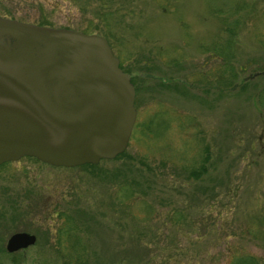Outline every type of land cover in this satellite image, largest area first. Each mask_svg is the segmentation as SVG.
<instances>
[{
    "label": "rangeland",
    "instance_id": "1",
    "mask_svg": "<svg viewBox=\"0 0 264 264\" xmlns=\"http://www.w3.org/2000/svg\"><path fill=\"white\" fill-rule=\"evenodd\" d=\"M0 15L104 36L136 108L125 150L94 167L0 164V264H264V0H0ZM17 231L36 242L9 252Z\"/></svg>",
    "mask_w": 264,
    "mask_h": 264
},
{
    "label": "water",
    "instance_id": "2",
    "mask_svg": "<svg viewBox=\"0 0 264 264\" xmlns=\"http://www.w3.org/2000/svg\"><path fill=\"white\" fill-rule=\"evenodd\" d=\"M135 88L107 39L0 15V164L56 167L112 159L128 144ZM36 235H10L14 252Z\"/></svg>",
    "mask_w": 264,
    "mask_h": 264
},
{
    "label": "trees",
    "instance_id": "3",
    "mask_svg": "<svg viewBox=\"0 0 264 264\" xmlns=\"http://www.w3.org/2000/svg\"><path fill=\"white\" fill-rule=\"evenodd\" d=\"M26 158L29 160H33V162H37V159H35L33 157L26 156ZM7 163H9V162H7ZM4 164H6V163H4ZM89 166L94 167V166H96V164L89 163V164H84V165H81L78 167H89ZM206 170H207V167H206V157H205L197 167H194L193 169H191L190 174L192 175V177L196 178V177L200 176V174H203ZM64 219L67 221L69 220L67 216H65ZM254 261H255L254 257L248 258L244 255H239V256L234 257L232 264H255Z\"/></svg>",
    "mask_w": 264,
    "mask_h": 264
},
{
    "label": "flooded vegetation",
    "instance_id": "4",
    "mask_svg": "<svg viewBox=\"0 0 264 264\" xmlns=\"http://www.w3.org/2000/svg\"><path fill=\"white\" fill-rule=\"evenodd\" d=\"M17 232H21V231H17ZM26 232V231H25ZM35 235V234H34ZM10 237V236H9Z\"/></svg>",
    "mask_w": 264,
    "mask_h": 264
}]
</instances>
